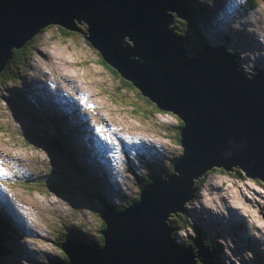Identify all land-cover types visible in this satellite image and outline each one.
I'll return each mask as SVG.
<instances>
[{
	"label": "water",
	"instance_id": "1",
	"mask_svg": "<svg viewBox=\"0 0 264 264\" xmlns=\"http://www.w3.org/2000/svg\"><path fill=\"white\" fill-rule=\"evenodd\" d=\"M166 10L185 18V0H0V70L13 47L43 25L58 24L80 33L120 77L180 122L174 173L163 168V179L154 176L139 189L138 202L101 214L99 250L61 242L66 264H193L167 222L168 212H183L192 181L215 167L264 183V69L241 73L228 49L207 43L196 58L185 56L181 37L165 28ZM73 18L85 23V35ZM123 36L131 47H121ZM5 232L0 224V239Z\"/></svg>",
	"mask_w": 264,
	"mask_h": 264
},
{
	"label": "clouds",
	"instance_id": "2",
	"mask_svg": "<svg viewBox=\"0 0 264 264\" xmlns=\"http://www.w3.org/2000/svg\"><path fill=\"white\" fill-rule=\"evenodd\" d=\"M248 1L249 0H185L186 17L180 19L175 16L173 11H164L166 15H169L168 19L171 21V24H166L165 28L174 36L177 35L181 37L180 46L185 56H188L190 58H196L197 56L195 55L201 51V44L207 43V48H216L220 46L222 49H228V53L234 55L235 61L236 59H238L237 55L241 50L243 59H245L247 62L251 61L257 64L258 68L264 69V51L259 49L248 50L247 48L249 47V45L245 46L246 41L244 38L246 37L248 39L251 44L250 46L259 44V39L260 41L262 39L263 42H261L264 43V35H261L264 34V19L259 13L256 12L259 11L262 15H264V0H250L251 7L245 9V6L247 5ZM259 3L261 4L259 5ZM208 5L210 6L209 8L207 7ZM189 9L195 10L196 16H207V22L204 23L203 19L197 18H195L194 21H191L188 12ZM247 12H254V14L257 13V15L255 16L254 23L255 31L253 32H251L252 29L248 31L245 30L246 26H251V24H253L252 22L241 21L246 17ZM234 20H236L237 25L231 26L230 23ZM80 21V19H71L72 25L75 27V29H77V24L82 23L83 25H85L83 21ZM210 21L215 22L217 26H210ZM238 25L241 26L240 29H238ZM47 27H53V24L49 23L43 25L42 27L38 28L37 31L33 33L27 40H25L21 46H19L18 48L13 47L10 50V56L8 60L6 61L1 70H3L5 66L10 62L13 50H17L22 48L23 46H26V48L29 49V52H27L26 54H29L32 51L30 47L37 38V36L47 31L50 33V31L46 29ZM220 27H225L226 30H222ZM204 32H206L205 35H203ZM81 33L83 34L85 32ZM196 33H198L200 36H196ZM47 38L49 40L51 39V33ZM69 40L70 43H66L67 46L74 50V53H78L79 57L81 54L82 60H86L83 52L75 46V44L70 38ZM51 41L52 43L61 44L64 46V48H66L62 42L58 43L54 40ZM86 42L88 41L85 40L84 44L89 49V51L95 50L94 48H92L89 42L88 45ZM121 47H131V42L127 39L126 36L122 37ZM96 53L98 55L96 61L105 68L104 70L114 76L115 73L119 76V74L113 67L109 66L104 62L97 50ZM20 56L12 64H16L20 60ZM59 59L62 60L61 58ZM82 60L79 59L76 62L78 64V67L87 68L85 63L80 65L79 62H81ZM239 62L241 63V61ZM237 64L239 66V71L241 72V66L239 63ZM42 72L45 74L44 77L39 76L34 79L29 78L27 80L28 84L33 89V92L29 94L30 101L35 106V100L39 95H41V99L38 105H36V108L38 110H41L48 114H53L54 112L61 114L64 117V120L65 116L67 118L71 117L72 115L76 116L80 124L79 139H87L86 145H88V149H85L86 155H81V153L76 150H74V152H70L69 150L65 149V156L63 160L57 162L52 158L48 151L42 148L47 157V164L50 172L48 176L44 177V174H42V170L38 171V173H35L34 171H32L31 173H27L24 170L26 176L23 178H12L8 179L7 182H4L5 179L0 180V193L2 194L0 198V224H2L3 226L7 225L13 227L16 232L20 233V235L31 234L35 237H46L44 233H42L37 228L39 225L35 216V207H27L25 202L22 199L18 198L16 194L12 191L13 187H22L26 189L32 186H41L46 190H50V185H54L61 192L67 195L71 203H73L74 201L77 205L90 204L87 205V209L89 211L88 213L80 215L78 214L79 217L83 219L82 224H79L81 226V232L75 227L79 232V235H73L71 233L70 227L74 226H66L61 224L59 225V232L61 233L59 237H61V239L55 242L54 244V247L58 248L59 257L57 261H53L51 259H49V261L50 264H66L68 263V258L59 246L61 242H65L66 239H72L78 243L92 246L93 249L99 250L103 246V236L100 231L105 229L104 220L100 218L101 214H103L104 211L106 212V210L108 209L110 211L115 210L113 208L121 203L122 206L115 211L127 208L129 205H131L132 202H138L139 189L143 188L146 183H150L152 181V177L154 176L158 179H162L163 174L161 175L162 168L160 166L153 169L151 167L153 166V164H145L144 162L148 160H146V158L141 154L132 157V154L129 153L124 155L121 150V154H119V144L122 143V145L124 146L128 145L127 143L129 142L135 143V141L131 138L132 130L130 128H122L117 124L115 125V121L110 116V114L102 113V109L100 107L96 106L92 101H87V99L85 98V88L80 87V83L83 82L81 79L83 73L77 75L75 73L69 72V74H66L69 78L65 79L61 74H57L54 76L44 69H42ZM244 72L247 73L246 70H244ZM72 82L75 84L72 85ZM76 83H79V85ZM117 83H119V81ZM33 85L38 87L39 89L42 88L43 90L37 91L34 89ZM93 87L95 88L96 85L94 84ZM135 89L140 94L139 90L137 88ZM72 91L75 94H71ZM102 92L106 93L105 91ZM12 96L14 99H16L13 101V104H16V102L19 100L18 93L13 92ZM7 103V109L9 111L11 121L15 123L24 122L19 115V111L13 109L12 103L8 98ZM44 106L49 107V109L44 110ZM60 109L64 111L70 109V112L60 113L58 112V110ZM160 113L164 112L160 111L158 113H153V117L154 115ZM84 117H87V119H84ZM172 117L175 121L174 124H177L178 126L172 125L171 127L179 128L180 122L173 115ZM151 122L145 123L149 124ZM53 126L54 122L52 120L49 121L47 119L35 117L32 119V124L29 127L32 128V133L36 134L38 137L47 138L53 134ZM68 130L73 133L74 127L70 126L67 128V132ZM46 131L48 133L47 136ZM17 133L20 134L24 142L29 141L28 137L25 134L24 125L19 127ZM121 134L124 135L126 143L122 140ZM96 135L101 140L102 145L104 147L102 149V156L99 162V157L96 153L99 152V149L95 145ZM139 139L141 138L139 137ZM146 141L147 143L150 142L149 139H146ZM173 142L179 145V134H177V138ZM143 147L145 146L141 144L128 145L129 149L134 148L136 152H141L143 150ZM94 149L96 150V152L94 151ZM5 156L7 157V160H9V163L15 160H19L21 162L23 161L26 166L31 167L28 163L25 162V160L17 158L10 153L5 154ZM178 156L179 153L174 158V160ZM115 157H118L120 159V164H113L111 162V158ZM134 158H137L138 160H133ZM173 161L171 163L165 164V167L172 166ZM38 165L40 167H43L41 162H38ZM90 168H92L93 171L89 170ZM210 170L218 171L221 174L236 177L239 179V181H242L243 179V176L240 175L238 169L236 168H232L231 171H224L221 168L213 167L208 170H205L203 174L205 175V173ZM98 174H100L101 177ZM92 176L97 178H92ZM132 178L135 179L134 183L137 187V191L131 199H128L130 201L128 202V200L124 198V190H127L129 188V184H127L126 181L131 180ZM202 180L203 178L199 179L198 181H194L200 184ZM105 183L110 185L113 190L120 189V192H122L123 195L119 197L116 194L109 193L106 189L103 190V186L105 187ZM121 185H124V187L122 188ZM226 187V182H223V184L220 183V185L218 186L219 189H225ZM191 188H193L191 198L184 201L183 203L186 202L189 205V220L194 224V227H186L183 233L190 237L189 241L191 243V246L188 248L193 264H214L217 261V259L212 255V253L202 246V236H204L205 241L210 238L215 241V238L218 236V234L216 233L212 236H206L203 233L202 225L208 224L213 227L217 226V222L214 219H211V217H215L220 221L225 220L227 222H230V224H227V228L224 232L227 233L225 234L227 235L226 239H230L233 241L236 240L238 243L242 242L243 244L248 246L261 245L259 252L253 253V255L255 256L254 258H250L252 256H249V253L245 250L241 251V249H238V252L241 251V255L235 257L238 261L233 260L231 257H225L224 261H222L221 257H223V255L230 254L234 256V254L231 252V250H225L223 252V250L221 249L218 258L220 263L264 264V243L260 241L256 233L258 232V230L255 228V224L253 223L252 225L251 221H249L248 218L242 215V210L239 208L229 209V207L227 208V204H224L225 208L223 212H217L210 209L209 207H206V205L199 203L200 208L202 205L201 210L203 212H197L196 214L191 210L190 205L194 200V197L196 196L197 190L193 186H191ZM233 188L234 192L236 193L237 189L240 187L236 185ZM9 193H13V196H10ZM106 203L109 204L106 205ZM254 207L256 211L259 210L258 208H261L257 206ZM72 208L78 211L82 210L76 207ZM177 213L180 212L177 211ZM231 214L234 215L235 220H232V218L230 217ZM259 214L260 216H262V213ZM94 217L98 218L100 223H98ZM244 222H246V224ZM15 223L17 224V226L15 225ZM196 230L199 232V235H197ZM20 231H24V233H21ZM82 231L84 233H82ZM244 234L247 236L246 241H242V236ZM249 234H251V237H248ZM75 236H77V238H75ZM174 238H176L178 241L181 240L180 236ZM41 242H43V240ZM193 243L196 244L193 245ZM198 243L207 251L206 254H203V252L200 250V246L198 245ZM56 244H58V247L55 246ZM21 246L22 244L19 241L18 236H15L12 231L6 230L5 235L0 239V264H13V260H15L17 264H28L27 257ZM179 246L184 247L180 245V243ZM21 252H23V254H21ZM242 256L248 257V260L245 263H243L242 260H239L242 259Z\"/></svg>",
	"mask_w": 264,
	"mask_h": 264
},
{
	"label": "rangeland",
	"instance_id": "3",
	"mask_svg": "<svg viewBox=\"0 0 264 264\" xmlns=\"http://www.w3.org/2000/svg\"><path fill=\"white\" fill-rule=\"evenodd\" d=\"M260 4L261 3H259V5ZM207 7L209 8L210 6L208 5ZM190 11L194 14L193 21L195 20V18H197L203 19L204 23L207 22V16H196L195 10L190 9ZM256 12L259 13L264 19V15H262L259 11ZM257 13L254 14V12H247L246 17L241 20L253 23L251 24V26H246L245 30L248 31L252 29L251 32L255 31L254 23ZM209 25L213 27L217 26L215 22L211 21L209 22ZM230 25H237L236 20L231 22ZM220 28L222 30H226L225 27ZM240 28L241 26L238 25V29ZM58 31L60 34L66 33L61 29H58ZM49 34L50 33L47 31L37 36L30 47L32 51L29 54L21 55L20 60L16 64H13L16 68L14 78L6 81L5 84L0 86V150L4 152H10V154L14 155L15 157L25 160V162L31 166L22 167L25 172L31 173L32 171H34L35 173H38V171L42 170V174H44V177L48 176L50 172L48 169L47 157L42 148L48 151L52 158L57 162L63 160L65 156V149L69 150L70 152H74V150H76L79 151L81 155H86L84 147H88V145H86V143L84 142L80 146V142L84 139H79L80 124L76 116L72 115L70 118H67L65 116L64 120V117L61 114L55 112L53 114H48L46 112L38 110L36 106H34L30 101L29 94L33 92V89L30 87L27 80L29 78L34 79L39 76L44 77L45 74L42 72V69H44L54 76L57 74H61L65 79L69 78L68 75H66L69 74V72L75 73L77 75L83 73V75L81 76L83 82L80 83V87L85 88V98L87 99V101L90 102L93 100V96L90 92L94 93L105 91L106 93L103 92L102 95H100L99 93V97L95 104L101 109L103 105L102 113L107 112L109 106L108 114H110L112 118L118 120L121 124L130 125L129 128L132 130L131 133H134L141 139H149L151 142L159 145L160 149H163L162 151L167 155V157L162 160L163 163H171L178 155L180 150L179 145L171 140L173 133L170 131V128H172V125L178 126L177 124H174V118L169 114L160 113L154 115L151 123H145L151 121V118L149 120H145L143 116L139 114L140 111H142L143 114H148L149 112L153 113L156 110H161H158L153 103L149 102L139 93H135L131 97L123 94L122 89L119 90V88L123 87L128 93L130 92V89L124 85L121 78L119 80L116 75L114 76L104 70L105 68L96 61L98 58L96 50L89 51V49L84 44L85 39L82 37V35H75V33L73 32L68 37H58L54 35V41L58 43L62 42L66 47L64 48V46L61 44L52 43L51 39L49 40L47 38ZM83 34L85 35V33ZM205 34L206 32L203 33V35ZM69 38L73 41L75 46L83 52L86 60H82L81 54L79 57L78 53H74V50L67 46L66 43H70ZM244 38L246 41L245 46L249 45L250 47V42L246 37ZM261 41L263 42L262 39ZM260 48L264 51V47L261 45V43ZM59 58H61L62 60H60ZM79 59L82 60L81 62H79L80 65L85 63L87 68L78 67V64L76 62ZM240 66L241 72H244V70H246L247 68V63L243 61L240 63ZM94 71L98 72V75H95ZM118 81L119 86L111 92ZM73 84L75 83L72 82V85ZM76 84L79 85V83ZM94 84L96 85L95 88L93 87ZM33 87L37 91L43 90L42 88L39 89L34 85ZM89 89H91L90 92ZM13 92L18 93L19 100L16 102V104H13V101L16 100L12 96ZM110 92L111 97H107ZM71 94L75 93L72 91ZM7 98L12 103L13 109L19 111V115L24 122L15 123L11 121L9 111L7 109ZM110 102H112V104ZM129 106H132V109ZM43 108L44 110L49 109V107L47 106H44ZM58 112H70V109H67V111L60 109L58 110ZM122 112H125L124 115L122 114ZM35 117L47 119L49 121L52 120L54 122V130L51 136L47 138H40L36 134L32 133V128L29 126H31L32 119ZM84 119H87V117H84ZM68 120H71V123ZM22 125H24L25 134L29 140L28 142H24L22 137L17 133L19 127ZM70 126L74 127L73 133L69 130L67 132V128ZM143 140H139L135 143L129 142L127 144L137 145L140 143H146ZM118 152L119 154H121L119 148ZM162 157H164V155ZM160 158V154L158 156L155 155L154 164L156 166L160 164V162H158V160H161ZM133 160L138 159L134 158ZM38 162H41L43 167H40L38 165ZM8 170L12 174L20 175L21 173V171H18L14 167H10L8 168ZM235 178L236 177L221 174L220 172L214 170L208 172V174L203 177L202 182L198 185L196 196L194 197V200L190 205L191 210L196 214L197 212H203L201 210L202 205L200 208L199 203H203V205L205 204L209 208L214 207L210 208L212 210H214L215 208L221 209H216L217 211L221 212H223L225 208L224 204H227V208L229 207V209L239 208L242 210V215L248 218V220L251 221L252 225L253 223L257 224L256 220H259L262 228H260L256 233L260 241L264 243V183H257L250 178H243L242 181H239L238 178ZM134 181V178L126 181V183L129 184V188L127 190H124V198L127 200L131 199L137 191V187ZM223 182H226L227 187L225 189H219L218 186L220 185V183L223 184ZM236 185L240 187L236 192L238 196L233 195V193H235L233 187ZM108 186L110 185L105 183V187L103 186V190L106 189L108 191ZM121 187L123 188L124 185H121ZM238 190L240 195L238 193ZM12 191L18 198L22 199L25 202L27 207H35V216L39 225L37 228L42 233H44L46 237H35L31 234L20 235V233L16 232L13 227L7 225L4 226V228L7 231H12L15 236H18V239L22 244L21 247L27 257L28 264H50L49 259L57 261L59 257V251L58 248L54 247V244L61 239V237H59V235H61V233L59 232V225L61 224L66 226H74L70 227L71 233L73 235H79L77 229L81 232V226L79 224H82L83 222V219L80 218L79 215L88 213L89 211L87 209V205L90 204L77 205L74 201L73 203H71L67 195L61 192L54 185H50V190H46L41 186H32L26 189L22 187H13ZM9 194L10 196H13V193ZM231 195L233 196L232 199ZM247 196L251 199V201H253V199L257 200V202L254 203L256 205L252 204V202L246 204H241L239 202V197L242 201L246 202L245 198ZM107 204L109 203H106V205ZM254 206L261 208H258L259 210L256 211ZM72 207L80 208L82 210L78 211L73 209ZM259 213H262V216H260ZM94 218L98 223H100L98 218ZM211 219H214L217 222V226L213 227L211 225L204 224L202 225L203 233L206 236H212L215 233L218 234V236L215 238V241L221 246L223 252L225 250H231V252L234 254V256L230 254L223 255V257H221L222 261H224L225 257H231L233 260L238 261L235 257L240 256L242 250L248 252L249 256H252L250 258L255 257L253 255L254 252H259L261 245L248 246L243 244L242 242L238 243L234 238L233 239L235 241L226 239L227 235L225 234L227 233L224 232L227 228V224H230V222H227L225 220L220 221L215 217H211ZM244 223L246 224V222ZM15 225L17 226L16 223ZM20 232L24 233V231ZM250 235L251 234H249L248 237H251ZM75 238H77V236H75ZM246 239L247 236L244 234L242 236V241H246ZM42 240L43 242H41ZM194 244L196 243H193V245ZM240 248L241 251L238 252L237 250ZM21 254H23V252H21ZM239 260H242V262L245 263L248 260V257L242 256V259Z\"/></svg>",
	"mask_w": 264,
	"mask_h": 264
},
{
	"label": "trees",
	"instance_id": "4",
	"mask_svg": "<svg viewBox=\"0 0 264 264\" xmlns=\"http://www.w3.org/2000/svg\"><path fill=\"white\" fill-rule=\"evenodd\" d=\"M249 7H251V1L250 0L248 1L247 5L245 6V9L249 8ZM189 17H190V20L193 21L194 14L191 11L189 12ZM46 29H48L51 33V40H54V38H55L54 35H56L58 37H60V36L68 37L71 35L72 32L75 33V35H81L78 32L69 31V30H67V29H65L62 26L57 25V24H53V27H47ZM58 29H61L62 31H64L66 33L60 34ZM77 29L79 32H85V30H86L85 25H83L82 23L77 24ZM121 42H122V39H121ZM84 43H85V40H84ZM86 43L88 45V42H86ZM27 52H29V49H27L26 46H23L22 48L17 49V50H13L12 58L10 59V62L5 66V68L3 70L0 71V86L5 84L6 81H9L10 79L14 78L15 65H13L12 63L15 62L17 60V58H19L20 55L26 54ZM115 75L120 80V77L116 73H115ZM121 79H122L124 85L130 89V92L128 93L123 87L119 88V90L122 89L123 94H126L128 97H131L135 93L138 94V91L134 88V86L131 84L130 81H128L124 78H121ZM118 86H119V83H117L113 87L111 92L114 91V89L117 88ZM111 92L108 94V97H111ZM129 107L132 109V106H129ZM158 112H160V111L156 110L153 113H158ZM153 113L149 112L148 114H143L142 111L139 112V114H141L145 120H149L151 118V121L153 119ZM151 121H149V122H151ZM170 131L174 134L171 137V140L175 141V139L177 138V134H178V128L177 127L171 128ZM47 135H48V133L46 131V136ZM210 171H208V172H210ZM208 172H206L205 175L208 174ZM161 175H162V172H161ZM146 185H147V183H146ZM198 185H199L198 182H196L194 180L192 181V186L196 190H198ZM128 202H130V201L128 200ZM121 206H122V203L119 204L118 206L114 207L113 209L117 210ZM182 208H183L182 213H177V212L176 213H172V212L168 213L167 220L170 223V225L172 226V228L174 229L173 236L174 237H178V236L181 237V240L179 241L180 245H182L184 247H190L191 246V243L189 241L190 237L185 235L183 233V231L186 227L193 228L194 224L192 222H190V220H189V205H188V203H186V202L183 203ZM171 221H172V223H171ZM55 246L58 247V244H56ZM202 246L206 250L210 251L212 253V255L217 259V261L214 264H222L218 260L219 253L221 252V247L213 239L210 238V239H207L205 241L204 236H202Z\"/></svg>",
	"mask_w": 264,
	"mask_h": 264
},
{
	"label": "bare ground",
	"instance_id": "5",
	"mask_svg": "<svg viewBox=\"0 0 264 264\" xmlns=\"http://www.w3.org/2000/svg\"><path fill=\"white\" fill-rule=\"evenodd\" d=\"M188 12H190V9L188 10ZM260 43H261V45L264 47V43L262 44V42L260 41V39H259V44H257V45H254V46H250L249 48H247L248 50H253V49H259V50H261V48H260ZM229 51V50H228ZM236 62L237 63H239L238 61H237V59H236ZM240 64V63H239ZM94 73H95V75H98V72H96V71H94ZM101 77V76H100ZM36 88V87H35ZM90 90L91 89H89V92H90ZM91 94H92V96H93V100H92V102L94 103V104H96V101H97V99H98V97H99V93H96V92H94V93H92V92H90ZM103 94V92H101L100 93V95H102ZM154 104V103H153ZM102 110H103V105H102ZM109 113V106H108V111L107 112H105L104 114H108ZM124 113L125 112H122V114L124 115ZM70 123H71V120H68ZM132 121V120H131ZM111 126V125H110ZM85 142V140H82L81 142H80V146L83 144ZM86 146V145H85ZM160 154V156H161V158H163L162 156H163V154L162 153H159ZM145 164H150V163H152L153 164V166H151L153 169H155L156 167H158L159 165H155L154 164V160H151V162H150V160H149V162L147 161H145L144 162ZM149 167V166H148ZM108 192L109 193H112V194H116L117 196H119V197H121L122 195H123V193L122 192H120V189H118V190H113L112 188H111V186H108ZM233 195H237L236 193H233ZM238 196V195H237ZM232 195H231V199H232ZM230 199V200H231ZM255 199H253V201H251L252 202V204H254V203H256L257 202V200H255ZM236 202V201H235ZM239 202L241 203V204H246V203H249V202H244V201H242L241 199H240V197H239ZM201 204V203H200ZM203 204V203H202ZM205 205V204H204ZM207 207V206H206ZM210 208H213V207H210ZM214 211H217L216 209H214ZM111 212L112 213H114V212H116L115 210H111ZM217 212H221V211H217ZM254 214H256V213H254ZM255 220H256V218H255ZM256 222H257V224H255V228L258 230V228H260V227H262L261 225H260V223H259V220H256ZM241 249V248H240ZM198 264V263H197Z\"/></svg>",
	"mask_w": 264,
	"mask_h": 264
},
{
	"label": "flooded vegetation",
	"instance_id": "6",
	"mask_svg": "<svg viewBox=\"0 0 264 264\" xmlns=\"http://www.w3.org/2000/svg\"><path fill=\"white\" fill-rule=\"evenodd\" d=\"M237 57H238V59H239V61H241V62H243V61H245L246 63H248L247 65V68H246V71H247V73L249 74V75H251V74H255L256 73V71H254L256 68H258L257 67V64H255V63H253V62H247L245 59H243L242 58V53H241V50L239 51V53H238V55H237ZM250 66V67H249ZM261 69V68H260ZM245 200H246V202H251V199L247 196L246 198H245ZM13 264H17V262L15 261V260H13V262H12Z\"/></svg>",
	"mask_w": 264,
	"mask_h": 264
},
{
	"label": "snow or ice",
	"instance_id": "7",
	"mask_svg": "<svg viewBox=\"0 0 264 264\" xmlns=\"http://www.w3.org/2000/svg\"><path fill=\"white\" fill-rule=\"evenodd\" d=\"M8 163L7 158L0 154V177H8L9 173L5 170L4 165ZM4 182H7L6 180Z\"/></svg>",
	"mask_w": 264,
	"mask_h": 264
}]
</instances>
